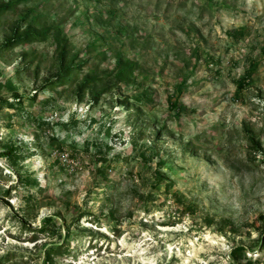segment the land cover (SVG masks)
<instances>
[{"label": "rangeland", "instance_id": "rangeland-1", "mask_svg": "<svg viewBox=\"0 0 264 264\" xmlns=\"http://www.w3.org/2000/svg\"><path fill=\"white\" fill-rule=\"evenodd\" d=\"M8 2L0 264H264V0Z\"/></svg>", "mask_w": 264, "mask_h": 264}, {"label": "trees", "instance_id": "trees-1", "mask_svg": "<svg viewBox=\"0 0 264 264\" xmlns=\"http://www.w3.org/2000/svg\"><path fill=\"white\" fill-rule=\"evenodd\" d=\"M12 5L11 2H8L7 4H1L0 3V13L5 11L8 7ZM47 30L48 28H41L34 30L32 27H27L24 31L20 33H14V36L6 40L3 44L4 47H9L10 45H22L27 44L32 41H38V40H44L45 36H47ZM55 50L59 52L60 54V71L55 75L54 77L50 78L46 83L49 84L52 87H57L66 83H69L72 81L73 75L77 72L78 69H80L85 62H79L77 64L73 63H66L64 62V58H66V41H64V37H62L59 33V30L55 31ZM133 72V66L129 63H118L116 68L112 71V74L115 77V80L122 81V80H128L130 76H132ZM96 80V77H85L80 83H78L77 86V93H80L85 89L87 85L90 84V82ZM243 85L242 82L237 83V91H239V88L241 89V86ZM98 95V93H96ZM96 95L93 96V98L96 100ZM174 106H177V102H172ZM14 148L8 147L6 149H2L0 151V156H6L9 157L13 154ZM22 182L24 184H30L32 181L28 177L26 179H22ZM5 194H8V191L5 190ZM244 250V247L241 245L235 246L231 251V256L233 259H236V253L238 252L241 254V252Z\"/></svg>", "mask_w": 264, "mask_h": 264}]
</instances>
